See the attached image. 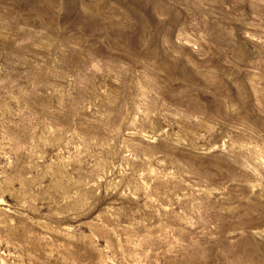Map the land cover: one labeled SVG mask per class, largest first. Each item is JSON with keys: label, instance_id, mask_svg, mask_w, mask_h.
I'll return each mask as SVG.
<instances>
[{"label": "rangeland", "instance_id": "374dc122", "mask_svg": "<svg viewBox=\"0 0 264 264\" xmlns=\"http://www.w3.org/2000/svg\"><path fill=\"white\" fill-rule=\"evenodd\" d=\"M0 264H264V0H0Z\"/></svg>", "mask_w": 264, "mask_h": 264}]
</instances>
